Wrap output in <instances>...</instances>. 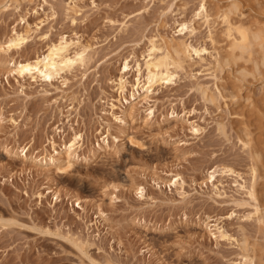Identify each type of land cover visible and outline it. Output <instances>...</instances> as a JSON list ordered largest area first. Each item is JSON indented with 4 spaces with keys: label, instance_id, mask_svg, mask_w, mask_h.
Instances as JSON below:
<instances>
[{
    "label": "rangeland",
    "instance_id": "obj_1",
    "mask_svg": "<svg viewBox=\"0 0 264 264\" xmlns=\"http://www.w3.org/2000/svg\"><path fill=\"white\" fill-rule=\"evenodd\" d=\"M202 1L0 0V264H243L255 248L263 263L264 0ZM200 3L209 27L192 21ZM222 10L255 34L250 55L230 49ZM182 21L205 51L132 87ZM60 40L84 61L49 82L16 74Z\"/></svg>",
    "mask_w": 264,
    "mask_h": 264
},
{
    "label": "bare ground",
    "instance_id": "obj_2",
    "mask_svg": "<svg viewBox=\"0 0 264 264\" xmlns=\"http://www.w3.org/2000/svg\"><path fill=\"white\" fill-rule=\"evenodd\" d=\"M202 2H204V0ZM235 8L236 7H233L232 9L235 10ZM232 9H231V11H233ZM229 13H230V11H225V10L224 11L222 10V12L220 13V17L222 19V22L225 24L224 34H225L226 38L230 40L229 42H231V43H229V44H231V45H229L231 47L230 49H232L234 51H235V49H237V51L239 50L240 51L239 53L242 55V53H244V52L247 53L249 51L248 50L249 49L248 39L252 38V37L254 38L255 34L253 33V36L251 35L252 37H248V33H247L246 29L242 28L239 25H235L234 22L233 23L230 22L231 21V20H229L230 18L228 19ZM192 18H193L192 21L195 19H199V20H202L206 26H208V15L206 13V8H205L203 3H200L199 6H197V9L193 13ZM208 31H209L208 37L210 38L211 32H210V30H208ZM194 32H195V28L192 26L191 21L190 22L189 21L188 22L182 21L178 24V30H177L178 35L181 36L180 39H176V40L174 39L173 40V38H170L169 40L168 39L165 40V38H162L159 42L151 41V46L149 48L148 54H147L146 58L143 59L142 64L141 63L135 64L137 74H136L135 83H133V84L131 83V86L132 87L136 86V88L140 87V88L144 89V91L146 93H149V92H152L154 90V87L157 84L161 85V84L171 83L174 80V78H176L177 72L184 70L186 62L188 61V59L192 58L193 53L196 54V56H199L200 52L205 51L204 48L197 49V48L193 47L190 43H187L186 41H184L182 39V38H186V37L190 38L194 34ZM233 32L237 33L238 38L233 36ZM257 36H260V35H257ZM256 39H258V38L256 37ZM10 40H11V38H10ZM23 40H24V38L18 39V41H21V42ZM16 42L12 41L10 43H7L8 44L7 49L16 48L21 44V42L20 43L19 42L16 43ZM4 45H6V44H4ZM68 47H69V45H68L67 41L60 40V42H58L56 44H51V46L47 50L48 52L45 55H43V57L40 58L39 56H36L35 59H33V60H29L27 58L23 62L18 63L17 69L15 68L16 70L14 69V67H13V69L18 76H23V77L28 76V77L33 78V80H35L34 78L40 77V78L49 82L52 79L56 78L57 76H60V74L64 70L69 69L74 63H76V62L82 63L84 61V51L75 53L73 57H70L67 54ZM250 47H251V45H250ZM250 52H251V50H250ZM234 54H235V52H234ZM248 55H250V54H248ZM232 57H234V56L232 55ZM16 62L17 61H15V63ZM129 69H130L129 63L127 61H125L123 63V69H122L123 75L128 73L127 71H129ZM142 70H144L143 73H142ZM11 71H12V69L10 70V72ZM127 84H128V82H126V79H124V76H120L119 80H118V89L120 90L119 91L120 93L123 92L125 88L127 89V87H126ZM131 86H129L130 89H131ZM142 89H141V91H142ZM143 97H145V96H143ZM141 98H142V96H141ZM76 139H80V137L77 136V137H75V140ZM245 145H246V143H245ZM73 146H74V144L71 143L68 146L67 150H70V148H72ZM255 170H256L255 168L251 170L253 178H255V176H256ZM229 171H231V170H229ZM253 180H255V179H253ZM254 183L255 182H252L249 185L248 194L252 199H254L256 201L258 198L257 197L258 194H256V191L254 189ZM259 192H261V191H259ZM263 194H264V192H263ZM259 195H262V194L260 193ZM257 202H259V201H257ZM258 209H259L258 207L255 208V212H254L255 216L257 214V217H255V218L257 220V223H260L262 226H264V213L259 212ZM263 230H264V228H263ZM222 236H226V235L222 234ZM246 248L243 250H246ZM252 250H251V252H252ZM259 250L260 249L255 248L256 252H258ZM262 251L263 250H261V252ZM256 252L253 251L252 255H248L247 251H246L245 252L246 255L242 257L243 258V264H264V261L262 263V260H261V256H263L262 255L263 252H262V254H260V251L258 252L259 256L261 255L260 257L256 254Z\"/></svg>",
    "mask_w": 264,
    "mask_h": 264
}]
</instances>
